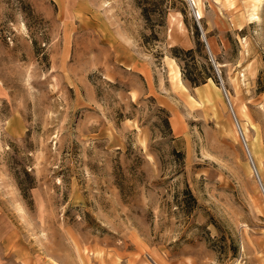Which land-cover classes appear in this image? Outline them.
Returning a JSON list of instances; mask_svg holds the SVG:
<instances>
[{"label": "rangeland", "instance_id": "rangeland-1", "mask_svg": "<svg viewBox=\"0 0 264 264\" xmlns=\"http://www.w3.org/2000/svg\"><path fill=\"white\" fill-rule=\"evenodd\" d=\"M194 1L0 0V264H264V0Z\"/></svg>", "mask_w": 264, "mask_h": 264}, {"label": "trees", "instance_id": "trees-1", "mask_svg": "<svg viewBox=\"0 0 264 264\" xmlns=\"http://www.w3.org/2000/svg\"><path fill=\"white\" fill-rule=\"evenodd\" d=\"M198 36H199V34H198V32H197V34H196V38L198 39ZM198 45H199V47H201V44H200V42H198ZM193 52L194 51H188V52H186L185 54H187V55H192L193 54ZM209 70H212V68H210L209 67ZM183 75H184V77L187 79V80H189L191 83H192V85L193 86H199V85H201L202 83L204 84L207 80H209V79H213L214 80V82H216L217 83V78L215 77V75L214 74H210V75H208V76H203V77H201V76H192V75H187L186 73H183Z\"/></svg>", "mask_w": 264, "mask_h": 264}, {"label": "bare ground", "instance_id": "bare-ground-1", "mask_svg": "<svg viewBox=\"0 0 264 264\" xmlns=\"http://www.w3.org/2000/svg\"><path fill=\"white\" fill-rule=\"evenodd\" d=\"M193 1V3H194V5H195V1L194 0H191V2ZM196 12V14H197V17H198V19L200 20V18H201V13H200V11H195ZM225 90V89H224ZM225 94L227 95V93L225 92ZM227 99H228V101L230 102V99H229V96L227 95ZM230 104H231V102H230ZM232 106V105H231ZM240 130V129H239ZM241 132V131H240ZM241 135H242V132H241ZM243 136V135H242ZM244 137V139H245V141H246V138H245V136H243ZM242 137V138H243ZM247 142V141H246ZM245 142V144L247 145V143ZM248 148V147H247ZM249 150V149H248Z\"/></svg>", "mask_w": 264, "mask_h": 264}, {"label": "water", "instance_id": "water-1", "mask_svg": "<svg viewBox=\"0 0 264 264\" xmlns=\"http://www.w3.org/2000/svg\"><path fill=\"white\" fill-rule=\"evenodd\" d=\"M202 39H203V42L205 43V45H206V48H207V50H208V52H210L209 51V47H208V44H207V42H206V37H205V35L204 34H202ZM221 85H222V87L224 88V86H223V84L221 83ZM226 95V94H225ZM226 98H227V95H226ZM228 100V99H227Z\"/></svg>", "mask_w": 264, "mask_h": 264}]
</instances>
